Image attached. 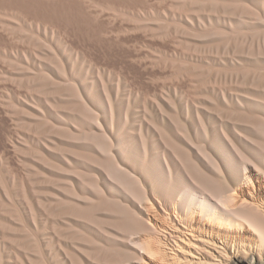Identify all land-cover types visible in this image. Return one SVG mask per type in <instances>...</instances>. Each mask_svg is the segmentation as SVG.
<instances>
[{
  "label": "bare ground",
  "instance_id": "bare-ground-1",
  "mask_svg": "<svg viewBox=\"0 0 264 264\" xmlns=\"http://www.w3.org/2000/svg\"><path fill=\"white\" fill-rule=\"evenodd\" d=\"M251 245L264 0H0V264H264Z\"/></svg>",
  "mask_w": 264,
  "mask_h": 264
},
{
  "label": "rangeland",
  "instance_id": "rangeland-1",
  "mask_svg": "<svg viewBox=\"0 0 264 264\" xmlns=\"http://www.w3.org/2000/svg\"><path fill=\"white\" fill-rule=\"evenodd\" d=\"M251 248H253V249H251V251L253 250L255 253H256V256L257 255H261V256H264V253H261L260 251H258V248H256V246L255 245H251ZM256 249H257V251H256ZM232 254H235V256L236 257H238V258H240V259H245V257H246V255H247V253H249L248 251H249V247L247 246L246 247V244L245 245H234V247H232ZM261 258H263V257H261ZM243 263H245V264H248V262L247 261H245V260H243L242 261Z\"/></svg>",
  "mask_w": 264,
  "mask_h": 264
}]
</instances>
